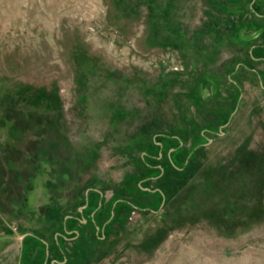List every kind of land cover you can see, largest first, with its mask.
<instances>
[{
	"label": "rangeland",
	"instance_id": "obj_1",
	"mask_svg": "<svg viewBox=\"0 0 264 264\" xmlns=\"http://www.w3.org/2000/svg\"><path fill=\"white\" fill-rule=\"evenodd\" d=\"M0 264H264V0H0Z\"/></svg>",
	"mask_w": 264,
	"mask_h": 264
},
{
	"label": "crops",
	"instance_id": "obj_2",
	"mask_svg": "<svg viewBox=\"0 0 264 264\" xmlns=\"http://www.w3.org/2000/svg\"><path fill=\"white\" fill-rule=\"evenodd\" d=\"M89 228H92V225H90L89 227H86V229L88 230ZM95 228V227H94ZM93 229V228H92ZM99 228H96V230H98Z\"/></svg>",
	"mask_w": 264,
	"mask_h": 264
},
{
	"label": "flooded vegetation",
	"instance_id": "obj_3",
	"mask_svg": "<svg viewBox=\"0 0 264 264\" xmlns=\"http://www.w3.org/2000/svg\"><path fill=\"white\" fill-rule=\"evenodd\" d=\"M86 222V221H85Z\"/></svg>",
	"mask_w": 264,
	"mask_h": 264
}]
</instances>
